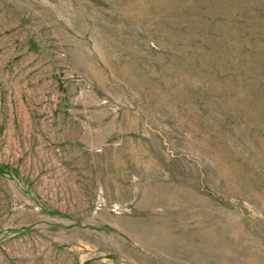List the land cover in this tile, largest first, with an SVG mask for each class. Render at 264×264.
<instances>
[{
    "label": "rangeland",
    "instance_id": "rangeland-1",
    "mask_svg": "<svg viewBox=\"0 0 264 264\" xmlns=\"http://www.w3.org/2000/svg\"><path fill=\"white\" fill-rule=\"evenodd\" d=\"M0 264H264V0H0Z\"/></svg>",
    "mask_w": 264,
    "mask_h": 264
}]
</instances>
